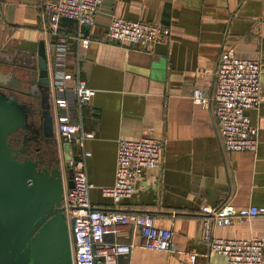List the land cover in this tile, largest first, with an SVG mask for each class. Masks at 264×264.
Wrapping results in <instances>:
<instances>
[{
    "label": "crops",
    "instance_id": "obj_1",
    "mask_svg": "<svg viewBox=\"0 0 264 264\" xmlns=\"http://www.w3.org/2000/svg\"><path fill=\"white\" fill-rule=\"evenodd\" d=\"M43 1L0 0V51L8 47L3 64L6 56L22 62L20 56L43 38ZM113 14L159 21L168 28L167 37L146 44L114 42L106 33ZM59 22L64 31L78 29L74 18ZM82 34L90 42L78 47L80 73L94 88L83 107L84 127L94 131L85 140L91 151L86 158L91 203L102 210L151 214L156 226L173 231L170 251L149 249L142 246L138 226L119 223L105 235L107 241L133 245L119 264H222L225 256L209 251L201 238V205L264 206V0H103ZM71 46L67 67L76 49L74 42ZM230 46L236 55L262 63L263 98L249 110L258 125L255 150L225 149L212 105L191 98L195 85L214 91V73L205 69L215 67ZM144 135L163 139L159 164L143 169L131 196L119 201L104 196L101 187L114 182L118 139ZM213 232L264 236V214L215 226Z\"/></svg>",
    "mask_w": 264,
    "mask_h": 264
},
{
    "label": "built area",
    "instance_id": "obj_2",
    "mask_svg": "<svg viewBox=\"0 0 264 264\" xmlns=\"http://www.w3.org/2000/svg\"><path fill=\"white\" fill-rule=\"evenodd\" d=\"M102 2L44 0L41 12L49 99L62 172L66 160L63 143H69L71 151L68 162L72 167L73 186L68 188L64 185L61 206L71 237L73 264H119L118 258L130 254L133 245L117 240L107 241L105 235L116 232L121 222H129L140 228L143 247L166 251L172 248L173 231L156 226L151 214L102 210L94 207L90 200L93 183L88 177L86 158L91 151L85 147V140L92 137L94 131L84 127L83 107L90 101L94 88L81 76L78 47L89 44L90 37L82 34V27L92 25ZM63 16L77 21L76 32L60 28L59 21ZM106 33L114 42L146 44L165 40L168 28L159 21L113 14ZM72 42L76 49L72 55V66L67 67ZM205 70L214 73V91L210 93L205 87L195 85L191 91L192 100L205 106L212 105L225 149L255 150L258 125L249 110L257 108L263 98L260 58L238 56L230 46L222 49L215 67ZM162 147L163 139L157 136L120 137L117 141L114 182L102 186V194L115 201L131 196L143 169L159 164ZM200 210L203 213L200 219L201 238L209 251L225 256L222 264H262L264 236L221 237L215 235L213 229L264 214V206L202 204Z\"/></svg>",
    "mask_w": 264,
    "mask_h": 264
},
{
    "label": "water",
    "instance_id": "obj_3",
    "mask_svg": "<svg viewBox=\"0 0 264 264\" xmlns=\"http://www.w3.org/2000/svg\"><path fill=\"white\" fill-rule=\"evenodd\" d=\"M38 82L43 84L40 131L57 141L48 101V67L44 39L35 50ZM17 77L0 70V83L17 84ZM35 83L32 84V91ZM28 105L0 89V264H73L71 237L61 206L64 185L73 186L69 143H63L65 170L60 161L50 167L38 159L20 158L24 146L10 144L11 134L27 125ZM65 171V177H64Z\"/></svg>",
    "mask_w": 264,
    "mask_h": 264
},
{
    "label": "flooded vegetation",
    "instance_id": "obj_4",
    "mask_svg": "<svg viewBox=\"0 0 264 264\" xmlns=\"http://www.w3.org/2000/svg\"><path fill=\"white\" fill-rule=\"evenodd\" d=\"M17 57V55H15ZM13 57H6V64H3L0 58V70L11 73L17 77V84L12 81L9 84H1L0 89L7 93L16 95L19 100L29 106L27 125L15 132L9 138L10 144L15 147L24 146L23 152H18L20 158L31 157L40 160L39 165L54 166L60 161V151L58 142L53 138L43 136L40 131L41 109H42V92L43 84L38 82V70L36 59L26 53L24 57L20 56V61ZM36 84L33 92L32 84ZM49 92V84H48ZM48 101L49 93H48ZM51 109V105H50ZM52 112V111H51Z\"/></svg>",
    "mask_w": 264,
    "mask_h": 264
},
{
    "label": "rangeland",
    "instance_id": "obj_5",
    "mask_svg": "<svg viewBox=\"0 0 264 264\" xmlns=\"http://www.w3.org/2000/svg\"><path fill=\"white\" fill-rule=\"evenodd\" d=\"M7 49H8V47L6 46L3 50L0 51V58H1V56L5 55L4 53L7 52ZM6 57H8V56H6Z\"/></svg>",
    "mask_w": 264,
    "mask_h": 264
}]
</instances>
